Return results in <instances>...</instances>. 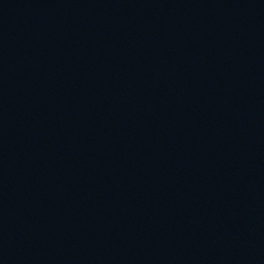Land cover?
<instances>
[{
    "label": "water",
    "instance_id": "1",
    "mask_svg": "<svg viewBox=\"0 0 264 264\" xmlns=\"http://www.w3.org/2000/svg\"><path fill=\"white\" fill-rule=\"evenodd\" d=\"M0 264H264V0H0Z\"/></svg>",
    "mask_w": 264,
    "mask_h": 264
}]
</instances>
